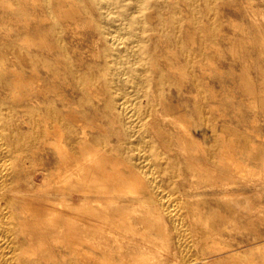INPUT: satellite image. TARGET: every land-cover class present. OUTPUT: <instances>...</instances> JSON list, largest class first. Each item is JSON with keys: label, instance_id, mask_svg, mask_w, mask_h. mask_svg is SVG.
Here are the masks:
<instances>
[{"label": "bare ground", "instance_id": "obj_1", "mask_svg": "<svg viewBox=\"0 0 264 264\" xmlns=\"http://www.w3.org/2000/svg\"><path fill=\"white\" fill-rule=\"evenodd\" d=\"M199 1L0 0V264H264V0L230 38L244 131Z\"/></svg>", "mask_w": 264, "mask_h": 264}, {"label": "rangeland", "instance_id": "obj_2", "mask_svg": "<svg viewBox=\"0 0 264 264\" xmlns=\"http://www.w3.org/2000/svg\"><path fill=\"white\" fill-rule=\"evenodd\" d=\"M183 2L184 0H172V5L179 12H183L186 8H188ZM253 2L257 5L259 4L258 0H253ZM199 9L201 17L195 23L196 36L198 39L204 42L206 41V44H209L211 40L213 41L212 44H210L209 51L203 57V62L207 70V74L211 75L215 79V88L216 92H218V99H221L219 100L222 102L221 107L226 113L225 117H218L217 123L219 126H224L226 129L228 128V130L236 129L244 131L243 125L245 121L250 118L251 111L247 107V103L242 100V88L236 79H232V69L234 67H238V64L233 60L229 46L230 38L240 36L243 29L250 34H253L255 28L252 25L250 16L246 14L242 0H213V2L209 0L199 1ZM163 12H166L163 15L165 16L163 19L166 21V28L167 30H171L172 25L170 20L172 16V9L167 8ZM160 18L161 16L157 15L153 24L155 25L158 23ZM233 25L236 28H234ZM154 33L156 35V39L159 38L162 40L158 43L160 49L158 54L161 58L159 62L164 64L166 62V58L173 60L175 57L173 52H180L179 47L175 46L173 42L168 41L164 37L166 34L164 31L157 30ZM213 34H215V38H212ZM202 91L206 94L208 91L207 87H203ZM229 133L230 132L228 131V135ZM59 250L64 253L69 252L68 249L63 248L62 246L59 248L55 247V251ZM55 264L62 263L58 260L55 261Z\"/></svg>", "mask_w": 264, "mask_h": 264}]
</instances>
